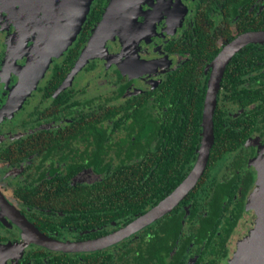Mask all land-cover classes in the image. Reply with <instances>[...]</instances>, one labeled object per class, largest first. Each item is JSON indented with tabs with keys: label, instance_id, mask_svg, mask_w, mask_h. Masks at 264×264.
Here are the masks:
<instances>
[{
	"label": "flooded vegetation",
	"instance_id": "af4514ba",
	"mask_svg": "<svg viewBox=\"0 0 264 264\" xmlns=\"http://www.w3.org/2000/svg\"><path fill=\"white\" fill-rule=\"evenodd\" d=\"M224 1L106 0L105 4L101 5L104 12L99 31L95 33L97 23L90 27V32L81 27L82 30L73 42V44L78 40L81 42L79 57L82 56V51L88 43H91V49H88L90 57L85 63L88 64H84L79 72L70 75L79 59V57L75 58L71 69L59 81L60 76L53 75L52 71L55 63L66 61L63 55L66 50L59 58L52 59L44 76L28 93L20 88V80L25 76L22 70L27 65L28 55L38 34L34 31L35 28L30 31L26 28L17 36L16 22H19L17 14L0 11V260L2 264H58L55 261L56 257L64 255L79 257L78 264H147L148 262L157 264L155 255H162L164 252L158 249H146V240L153 237L154 231H156L155 235L162 232V227L156 226L162 221L173 222L172 231L178 232L177 238L175 237L176 242H179L177 240L179 238L188 241L187 252L190 255L187 253L186 256L183 254L182 257L176 258L178 261L175 264H207L208 262L229 264L230 238L238 222L249 211L246 209L247 203L257 188L258 176L254 164L256 161L259 163L264 157V121L262 122L261 117L256 118L259 120L257 123L259 130L249 134L237 153L219 155L216 163L211 165L210 176L202 184L200 192L202 201L200 203L198 200L197 204L199 211L204 210L203 205L208 201L214 184L227 183L225 180L242 172L244 178L247 170L254 172L255 175L253 185L246 195L243 212L224 245L227 249L226 257L220 254L222 249H219L218 241L221 237L218 231H216L218 236L213 237L212 240L211 246L214 248H205L208 237L204 228L201 232H196L195 229L201 225L200 221H190L192 203H181L187 196L168 214L139 230L126 234L121 239L116 237L118 232L165 197L156 205L147 208L144 213L134 214L132 219L119 216L113 220L106 216L99 217V211L103 212L101 206L95 202V199L90 198L93 196L91 187L100 183L103 178V174L90 163L110 162L112 163L110 167L115 169L120 160L131 162L140 155L139 144L136 141L140 135V121L137 120V124H132L131 113L137 103H142L149 95L152 102L149 110L153 120L151 125L153 128L156 125L163 126V122L167 119L163 116L167 106L159 107L158 101H153L154 95H158L156 93L163 82L190 60L188 51L190 35L195 37L196 33L205 32L208 39L214 41L218 51L203 69L207 79L202 103L199 145L195 151V162L197 161L212 61L238 36L264 32V0H245L244 8L236 4V14L233 16H228V12L223 9ZM44 14H46L45 5L39 10L37 18L42 19ZM248 18H250L249 23L261 18L263 25L258 29L238 31L237 22ZM253 26L259 27L257 24ZM249 47H257L261 50L264 48V42L246 44L233 54L225 66L220 81L214 112L219 109L225 112L228 123L223 121V126L242 118V113H249L254 108V105L241 108L237 103L224 101L221 86L226 68L232 59ZM93 70H98V73L91 76ZM247 78L264 81V64L256 65V69L250 71ZM111 111L116 112L115 116L102 120ZM98 143L102 144L104 153L97 159L94 144ZM154 143L153 140L152 146ZM129 144H134L135 149H132L133 154L129 153L127 157ZM213 144L205 168L208 166ZM227 156L232 157L227 164L221 165V172H214ZM239 158L242 159L241 166L236 168L232 164ZM79 191L85 193L89 201L78 202L75 196ZM237 197L240 195L235 194L233 199ZM175 219L178 221H174ZM24 221L34 229L27 227ZM73 221L86 222L81 229ZM255 221L256 215L254 223ZM213 222L210 221L209 224ZM223 222L218 223L221 226ZM169 225L170 223L165 228L168 229ZM149 227L153 228L147 230ZM249 230L247 235L236 242L235 249L237 244L249 235L251 231ZM143 231H146L144 237ZM36 232L47 240L39 241L33 234ZM103 239L108 241L97 247L64 248L65 245L93 244ZM173 254L174 251L170 250L167 260H173ZM83 256H91V259L84 263Z\"/></svg>",
	"mask_w": 264,
	"mask_h": 264
},
{
	"label": "trees",
	"instance_id": "16d2710c",
	"mask_svg": "<svg viewBox=\"0 0 264 264\" xmlns=\"http://www.w3.org/2000/svg\"><path fill=\"white\" fill-rule=\"evenodd\" d=\"M105 2L106 0L92 1L82 25L83 29L90 32V27L95 23L98 25L97 28H101V18L104 12L101 5ZM245 3V0H236V2L225 0L223 9L228 12V16H233L236 14L235 5H242L244 8ZM260 19L258 18L254 23H249L250 18L240 19L236 24V29L238 31L258 29L263 25ZM255 24L259 27L253 26ZM196 36L190 35L188 43L190 60L163 82L156 93L158 95H154L153 101H158L159 107L162 105L167 106V110L163 114L167 119L163 122V126L156 125L153 128L151 125L153 120L149 110L152 102L149 95L142 103H137L131 113L133 117L132 124H137V120L140 121V135L139 138H136L140 155L131 162L120 160L115 169L110 167L112 165L110 162L94 161L90 163L94 164L96 169L103 174L101 182L91 187L93 196L90 197L95 199V202L101 206L103 212L99 211V217L106 216L113 220L119 216H125L132 219L134 214L144 213L147 208L156 205L168 196L193 168L196 159L195 151L199 145L202 103L207 79L203 69L218 51L214 41L208 39L205 32L196 33ZM80 47L81 42L78 40L72 47H68L66 53L63 54L66 61L55 63L52 74L60 76L59 81L71 69L73 60L79 57ZM261 64H264V48L260 50L257 47H249L236 55L226 68L221 82L224 101L237 103L241 108L250 105H254V108L249 113H242V118L226 126H223V121L228 123L225 119V112L220 109L214 112V144L208 166L194 189L181 202L182 204L192 203L190 221H200L201 225L195 229L196 232H201L204 228L205 235L208 237L205 248H214L211 246L213 237L218 236L216 231L220 232L219 236L221 238L218 243L219 249H222L220 254L223 257L227 256V249L224 247L226 240L243 212L246 195L255 180L254 172L251 173L247 170L244 178L242 172L225 180L227 183L218 182L214 184L208 201L203 205V211H199L198 198L204 180L210 176L211 165L214 164L219 155L226 156L240 151L249 134L259 130L257 126L259 120L256 118L261 117L262 122L264 121V81L248 80L247 78V74L256 69V65ZM126 111H128V108H126ZM115 114L116 112L111 111L102 120L113 118ZM153 140L155 142L154 146L151 144ZM94 146L95 158L98 159L104 153V148H102L101 143L94 144ZM132 149H135V145L129 144L127 157H129V153L133 154ZM243 160L245 161V159ZM241 162L242 159L239 158L232 165L240 168ZM235 194H239L240 197L234 200ZM75 198L78 202L85 203L89 201V198L81 191L77 193ZM174 221H178V219ZM210 221L224 222L220 226L218 222L209 224ZM73 222L83 229L86 221ZM168 223L170 225L166 229L165 226ZM156 226L162 227L163 230L156 235V231L153 232V237L146 240V249H158L164 252L162 255H155L157 264H175L178 261L176 258L182 257L183 254L185 256L190 255L187 252L188 241L183 240V238L177 239L179 242L175 241L178 232L172 231L173 222L162 221L158 222ZM153 227H149L147 230H151ZM145 232L143 231V237ZM170 250L174 251L173 260H167ZM217 255V258H219V254ZM79 259L77 256L64 255L56 257L55 261L58 264H78ZM90 259L91 256H83L82 262L86 263ZM207 264L212 263L208 262Z\"/></svg>",
	"mask_w": 264,
	"mask_h": 264
},
{
	"label": "water",
	"instance_id": "95a60500",
	"mask_svg": "<svg viewBox=\"0 0 264 264\" xmlns=\"http://www.w3.org/2000/svg\"><path fill=\"white\" fill-rule=\"evenodd\" d=\"M92 1L0 0V11L5 10L9 14H17L19 18V22H16L17 36L23 33L24 27L28 28V31L35 28L34 31L38 34L31 53L28 55L27 65L22 70V74L25 75L20 80V88L22 90H25L26 93L33 90L49 68L52 59L59 58L72 45L87 17ZM43 5L46 6V14L39 20L37 14ZM98 31L99 28L96 29V33ZM260 36H262V39ZM257 42H264V32L240 35L224 49L226 51L222 50L212 61V71L208 80L202 115L201 145L197 161L187 177L168 196L118 232L116 234L117 239H121L126 234L139 230L168 214L194 189L197 181L204 173L209 151L214 141L212 117L216 107V95L220 88V81L225 66L232 55L244 45ZM89 48L91 49L90 42L82 51V56L77 60L70 75L75 74L87 62L90 57ZM256 162L254 165L258 176L256 181L257 188L250 197L246 207L247 210L253 209L255 211V226L249 235L237 244V249L229 264H264V157L259 163ZM24 223L27 227L33 228L27 221H24ZM33 234L39 241L47 240V238L37 232ZM0 264H2L1 260Z\"/></svg>",
	"mask_w": 264,
	"mask_h": 264
},
{
	"label": "rangeland",
	"instance_id": "374dc122",
	"mask_svg": "<svg viewBox=\"0 0 264 264\" xmlns=\"http://www.w3.org/2000/svg\"><path fill=\"white\" fill-rule=\"evenodd\" d=\"M26 29V27H24V29L23 30H25ZM88 64V63H87ZM87 64H85V65H87ZM84 65V66H85ZM84 66H82L81 67V69L84 67ZM80 69V70H81ZM79 70V71H80ZM78 71V72H79ZM98 73V70H93V71H91V73H90V75L91 76H94V75H96ZM230 157H232V156H227L226 158H224L225 160H223V161H221V164H220V166H218L217 168H216V170L214 171V172H216V171H219V172H221V169H222V166H223V163H228V161L230 160ZM226 164H224V165H226ZM222 165V166H221ZM214 172H213V174H214ZM198 200L200 201V203H201V201H202V195H200L199 196V198H198ZM199 203V202H198ZM249 211L247 212V213H245L244 215H243V217H242V219L238 222V225H237V228H236V230H235V232H234V234L232 235V237L230 238V253H229V257L228 258H230V259H232L233 258V252L236 250L235 249V245H236V242L238 241V240H240L244 235H247L248 233V230L250 229V230H252L253 228H254V226H255V223H254V219H255V215H254V213H255V211L253 210V209H248ZM249 230V231H250ZM227 264H228V262H227Z\"/></svg>",
	"mask_w": 264,
	"mask_h": 264
},
{
	"label": "bare ground",
	"instance_id": "6f19581e",
	"mask_svg": "<svg viewBox=\"0 0 264 264\" xmlns=\"http://www.w3.org/2000/svg\"><path fill=\"white\" fill-rule=\"evenodd\" d=\"M260 38L262 39V36H260ZM255 39H259V38H255ZM107 241H108L107 239H103L102 241H98L97 243H93V244L65 245L64 248L66 249H85V248L97 247Z\"/></svg>",
	"mask_w": 264,
	"mask_h": 264
}]
</instances>
